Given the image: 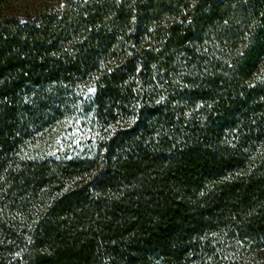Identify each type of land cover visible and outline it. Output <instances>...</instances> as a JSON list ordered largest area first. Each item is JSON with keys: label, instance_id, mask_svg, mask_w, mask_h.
<instances>
[{"label": "trees", "instance_id": "1", "mask_svg": "<svg viewBox=\"0 0 264 264\" xmlns=\"http://www.w3.org/2000/svg\"><path fill=\"white\" fill-rule=\"evenodd\" d=\"M0 264H264V0H0Z\"/></svg>", "mask_w": 264, "mask_h": 264}, {"label": "rangeland", "instance_id": "2", "mask_svg": "<svg viewBox=\"0 0 264 264\" xmlns=\"http://www.w3.org/2000/svg\"><path fill=\"white\" fill-rule=\"evenodd\" d=\"M67 132L65 142L60 146L61 150L64 152L78 153L81 152L84 147L89 144L90 131L77 129L74 132Z\"/></svg>", "mask_w": 264, "mask_h": 264}]
</instances>
